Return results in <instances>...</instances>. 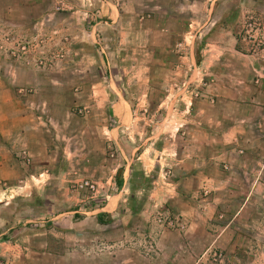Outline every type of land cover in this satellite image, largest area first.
Listing matches in <instances>:
<instances>
[{
  "label": "crops",
  "instance_id": "crops-1",
  "mask_svg": "<svg viewBox=\"0 0 264 264\" xmlns=\"http://www.w3.org/2000/svg\"><path fill=\"white\" fill-rule=\"evenodd\" d=\"M97 1L99 7L104 4L103 0ZM217 5L214 0L210 7ZM100 11L99 8L101 17ZM115 18H104L99 23L111 24L117 22ZM214 21L205 47L198 54V79L192 84L197 90L195 97L190 94L195 89L186 87L187 82L174 84L172 89L176 93L166 96V104L172 106L163 118L166 124L157 134L151 131L152 136L140 128L144 117L133 112L128 86L117 75L113 81H107L100 63L68 69L71 76L66 82L43 80L41 70L23 65L12 67L8 72L12 76L0 80V93L7 94L0 97V140L4 144L0 148V173L9 170L19 174L0 176L2 181L18 185L17 192L25 201L33 199L41 187L46 194L48 186L56 185V178L63 175L71 176L72 181L90 178L105 196L100 206L84 211V223L74 224L73 230L53 225L51 229H40V233H98L96 248L107 251L108 246L119 245L107 243V226L117 220L114 230L127 234L128 228H133L138 233L142 231L136 227L141 217L147 239L140 242L142 246L134 244L128 249L143 260L142 264H180L181 249L185 251L201 243L196 241V231L211 229L209 219L226 195L250 185L259 189L253 195L255 200H264V45L247 49L246 38L236 36L228 17ZM262 39L264 42V35ZM181 71L185 73L184 66L177 65L175 72ZM24 73L31 74L27 81L20 78ZM27 88L35 93L42 88L70 89L73 103L86 100V91L87 103L92 106L80 117L79 124H74V131L61 137L53 116H44L42 110L29 106L40 104L50 110L53 99L26 98L19 91ZM163 138L166 148L155 144ZM157 150L162 155H157ZM165 162L173 169L170 178L161 173ZM251 191L243 192L244 202ZM46 198L55 201L59 199L58 192L49 193ZM126 200L147 203L140 211H129L128 217L137 222L134 227H129L119 212ZM165 205L166 212L181 217L182 228L154 226V208ZM115 218L112 223L107 220ZM57 244L55 239H45L36 248L56 251ZM62 245L66 242L62 241ZM81 245L82 264H91L94 245ZM202 247L199 244L198 248ZM175 250L176 255L171 256ZM66 259L69 258L65 256L59 261L74 263ZM101 263L105 264H98Z\"/></svg>",
  "mask_w": 264,
  "mask_h": 264
},
{
  "label": "rangeland",
  "instance_id": "rangeland-1",
  "mask_svg": "<svg viewBox=\"0 0 264 264\" xmlns=\"http://www.w3.org/2000/svg\"><path fill=\"white\" fill-rule=\"evenodd\" d=\"M213 1L103 0L104 4L99 7L97 0H0V80L12 76L8 73L12 67L23 65L41 70L43 80L66 82L71 76L68 69L100 63L107 81H113L117 75L128 86L133 112L144 117L139 122L140 128L152 136L153 131L157 134L166 124L163 118L166 111L172 109L166 104V96L176 93L172 89L174 84L183 80L187 82L186 87H190L197 82L198 54L205 47L214 20L228 17L236 36L246 38L247 49L264 45V0H215L218 5L212 9ZM110 17H116L117 22L101 26L99 21L104 18L111 21ZM177 65L184 66L185 73H176ZM30 76L24 73L20 78L27 81ZM195 87L190 90L193 97L197 91ZM83 92L86 100L73 103L70 89L42 88L38 93L28 88L19 91L26 98L53 99L50 110L40 104L29 103V106L42 110L44 116H53L56 132L61 137L74 131V124L77 126L80 117L91 109L86 91ZM3 96L7 94L0 93V97ZM164 143L165 138L155 141L160 147ZM3 145L0 140L1 149ZM156 154L162 155L158 150ZM2 156L0 152V159ZM162 170V175L172 177L173 169L166 166V162ZM10 175L19 176L9 170L0 173L5 178ZM77 182L63 175L56 178V185L48 186L46 194L41 187L33 199L25 201L17 192L18 185L10 186L0 177V264H71L59 261L65 256L69 258L66 260L74 262L72 264H82L81 244L84 242L94 245L91 264L99 261L105 264L143 263L128 249L134 244L142 246L140 242L147 239L143 234V219L138 218L137 225L136 219L131 221L128 217L133 208L139 211L145 208L147 203L142 201L126 200V206L119 208L129 227L137 225L142 231L137 233L128 228L129 232L122 234L114 230L113 225L119 223L117 217L107 219L110 223L116 220L111 227L107 226V243L118 242V246L123 247L121 250L117 245L108 246L107 251L96 248L98 233L85 236L61 231L40 233V229L48 226L51 229L53 225L73 230L74 224L84 223L86 209L97 207L94 203L100 206V197L93 202L86 191L75 189ZM250 189L251 195L244 202L243 192L249 193ZM241 190L226 195L209 219L211 229L196 231V241L201 243L185 251L181 249L180 264H264V200H255L257 186L245 185ZM55 191L59 199L46 198ZM154 210V226L182 228L181 217L166 212V205ZM51 238L58 243L56 251L36 248ZM62 241L66 242L65 246ZM199 244L203 247L198 248ZM104 252V256H99ZM84 258L86 260L85 255Z\"/></svg>",
  "mask_w": 264,
  "mask_h": 264
},
{
  "label": "built area",
  "instance_id": "built-area-1",
  "mask_svg": "<svg viewBox=\"0 0 264 264\" xmlns=\"http://www.w3.org/2000/svg\"><path fill=\"white\" fill-rule=\"evenodd\" d=\"M75 189L79 191L80 190L86 191L88 193V199H91L90 201L93 202L100 197L101 198L100 205L103 203V200L105 199V196L100 194L98 183L92 179L84 178L79 180L75 184ZM94 206H98V204L94 203Z\"/></svg>",
  "mask_w": 264,
  "mask_h": 264
}]
</instances>
